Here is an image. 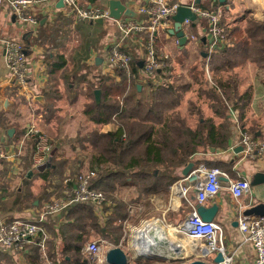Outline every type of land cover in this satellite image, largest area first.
<instances>
[{
	"label": "crops",
	"instance_id": "0c3cea01",
	"mask_svg": "<svg viewBox=\"0 0 264 264\" xmlns=\"http://www.w3.org/2000/svg\"><path fill=\"white\" fill-rule=\"evenodd\" d=\"M108 1L109 0H80V3L87 8L100 7L107 9ZM118 1L125 5L127 9L135 12L138 6L148 4L150 0ZM171 2L189 6L193 0H171ZM57 5L58 1L42 0L33 8L32 12L39 21V27L34 35L27 25L18 22L14 18L7 3L1 2L0 0V40L13 39L22 42L26 46L29 62V80L35 87L32 104L27 102L25 98L16 94L15 86L12 84V78L9 77L7 73L3 52L0 47V146L8 151L10 155H13L9 160L0 162V178H2L0 181V216L8 223L16 220L34 219L35 211L44 203L55 196H59L64 188L72 187L76 177L74 173L81 166L80 161L75 164V160H73L74 156H77L76 154L79 153V149L85 150L89 147L88 145H92L90 139L93 133L106 134L114 130L111 122L102 125L95 124L88 120L83 114L85 108L93 103L89 94L91 89H94L93 91H100L101 100V91L103 92V90L98 88L100 84L97 82L96 77L107 79L106 82L111 84L121 83L123 79L125 80V76L111 69L106 61V50L110 45L119 44L121 50L131 56L133 60L131 67L134 68L132 72L135 76L137 75L138 80H131L129 83H133V86L137 87L139 91L142 90L143 95L147 94L150 86L159 87L164 84L182 87L184 88V93H190L197 84L194 83V75L198 74V79L201 81L202 77L205 79V73L208 74V66L206 64L208 59L206 60V57L203 55L205 54L204 51L207 49L206 23L201 19L197 18L195 22H188L187 25H182L183 35L186 37V43L183 46H179L178 39L168 32L173 28V21H171V19L168 21L166 20V26L160 27L159 30L154 33L155 49L159 56H168V68L166 74L157 73L153 81H147L140 76L143 51L133 37L122 38L112 21H103L101 25L91 22L74 24L71 19L64 14V10L57 7ZM197 5L205 9L211 7L219 9L222 12V24L226 30H231L235 27L244 29L247 20L260 23L264 21V0H216V2L199 0ZM136 19L143 20L144 16L138 15ZM192 24L199 25L197 30L195 27L191 26ZM42 25L45 26L44 29L47 30L48 34L52 35L48 38H43L42 45L39 46L35 44V40L38 37ZM71 29L74 30L72 33H76L79 36L80 43L84 38L88 37L87 34L90 35V32H97L94 35L95 40L98 38L96 34L104 33L99 36L100 40L95 47L91 48L85 56L79 54V64L85 65L86 69H76V71L73 69L75 63L73 60L75 56L74 50L77 49L80 44L74 49H72L73 46L69 45L70 42H68V39ZM28 33H30L29 38L27 36ZM23 37H25L24 40L29 42L28 45L23 41ZM67 42L68 45H66ZM197 55L200 56L201 59H199ZM61 65L62 68H60V70L54 69ZM232 71L239 77V97L245 95L240 101L239 110L233 107H229L228 109L227 116L232 127L227 147L225 149L211 146L203 149L199 148L198 152L195 153L191 159L194 162L196 161L198 165L220 169L225 172L232 181L237 179L248 180L250 191L247 195L241 197L238 202L232 199L228 191V185L223 184L219 194L201 206L205 208H210L212 206L217 207V212L212 222L222 227L226 254L232 256V264H255L254 250L251 245L243 242L242 235L238 231L235 223L237 222L238 209H240V207L245 211L255 205H264V162L254 158H244L242 154H235L234 151L239 147L238 142L242 132H247L255 139L264 141V69H259L255 64L245 60L244 63L233 68ZM203 72L204 75H201ZM74 74L76 76L82 75L81 77L85 78L86 81H77L74 78ZM71 80L76 83L74 89L68 86L67 81L70 82ZM204 81L207 85L206 79ZM36 97H41V102L34 101ZM94 102L96 104L95 98ZM210 104V102H207V104L203 105V108L198 106L194 111L200 110L202 112L204 106H206L205 108L210 113L207 117L203 116V118H211L214 120L215 124L218 125L220 119L214 116ZM183 106L184 104L181 103L177 108L182 109ZM203 114L204 111L202 112V115ZM180 115L182 118L185 117L183 113ZM201 121H203V119H201ZM33 123L51 136L50 141L54 143L58 142L57 145H54L53 150L56 149L54 153L56 155V162L59 164L61 176L64 178L62 180L61 177L54 176L51 180L45 182L55 189L61 187V191L60 193H52L50 190L47 191V189H45L48 193L45 197H47L48 200L43 202L39 198L33 199L38 193L36 190L39 191V184L44 183V180L40 177V173L49 169L52 170L55 166L53 165V168L46 169L43 172H39L37 167L34 166V140L31 138H24L27 127ZM197 123L198 118L196 125ZM83 128L85 129L82 130ZM84 132L89 133L84 136ZM67 143L68 148L69 145L71 147L70 150L66 149ZM60 149L62 150V154L67 157L66 159L73 160L71 163L75 165H73L74 167H71V169L64 168L68 163L60 162L59 158L63 156L59 153ZM183 168L172 170L170 176H177L179 177L178 180L181 179ZM61 182L63 185H60ZM169 188L170 186L168 187V191L145 196V199L153 204L154 209L158 212V216L149 217L139 222L141 224L145 220L159 219V224H155V228L159 229L161 234L172 244L175 251L184 255L182 259L185 260V258H189V260L175 261V259L179 258H161L154 254L151 258L147 259L142 258L136 260L133 258L129 249L132 229L129 230V235L125 229L128 227H137L136 225H131L129 220L132 219V212L135 210L140 211V206L137 205L141 200H136L139 194L137 192V195L134 194L133 190L136 189L133 186L120 188L125 190L121 194L122 198L119 202H122L121 204L126 208L125 211L128 210L126 211L128 215L123 220L116 219L113 220L112 223L110 221L111 217L114 215V209L118 204L115 199H111V201L109 199L107 200V206H105L102 214L99 212L97 213L91 205L82 204L92 210L96 227L101 229L107 228L109 224L111 225L110 230L107 228L110 233H106L105 235L92 231L90 226L85 228L86 231L91 233L88 240L96 238L103 243L101 244V252L104 257L108 250L114 247H120L128 258L129 264H176L179 262L189 263L194 261L196 258H190L188 256L192 253L190 250L192 241H189V239L185 237H176L167 230L168 225H175L181 220L177 217L178 215H176V209H169ZM140 197H143V195ZM27 200H33L31 207L24 204ZM132 200L133 202L135 201L133 205H136V207L130 204L126 207V203H131ZM78 205H73L71 207H76ZM182 205L189 210L185 202H183ZM67 211L46 219L44 225L49 234L50 241L47 243L44 254L38 249V255L40 256L39 264H62L60 261L61 252L65 244L63 238L69 237V231L74 227V219L67 217ZM144 229L145 226H143L140 231ZM74 231L78 232V230ZM62 233L66 237H64ZM66 240L69 243L67 238ZM87 243V240H85L80 249L79 257L85 264H94L83 253V248ZM148 243L147 247L149 245ZM32 247V245L27 247L23 255L0 251V264H30L28 257L31 255ZM74 255L75 253L73 250L68 251L67 255L64 257L65 264H74L72 259L78 258ZM72 256L74 257L72 258ZM215 256L209 257L203 261L207 264H215Z\"/></svg>",
	"mask_w": 264,
	"mask_h": 264
},
{
	"label": "built area",
	"instance_id": "2783aa9c",
	"mask_svg": "<svg viewBox=\"0 0 264 264\" xmlns=\"http://www.w3.org/2000/svg\"><path fill=\"white\" fill-rule=\"evenodd\" d=\"M9 6L14 18L29 27L35 35L39 21L33 14V8L42 0H1ZM59 1V0H55ZM193 0L188 7L198 19L206 23V51L208 55L224 51L228 44L227 31L222 24V12L216 8H201ZM214 1V0H204ZM64 14L74 24L82 22L94 23L96 20L112 21L122 38L133 37L143 51L140 76L147 81H153L157 73H167L168 56L158 55L155 49L154 33L160 27L166 26L173 16L179 3L171 0H150L148 4L140 5L135 9L138 15L144 16L143 20L121 17L111 20L107 9L100 7H85L80 0H61ZM184 21L182 25H187ZM0 47L3 59L16 94L33 103L34 85L29 80V62L25 45L13 39H1ZM106 61L109 67L117 73L124 75L129 81H136L137 75L132 72L133 60L129 54L121 50L119 44H112L106 50ZM25 139L34 140L33 164L39 167L46 163L50 157L53 146L49 137L36 125L31 124L25 132ZM124 138V137H122ZM242 148L240 154L244 158L256 159L264 162V141L255 139L247 132H242L238 142ZM0 146V162L12 158ZM95 172L87 171L75 177L72 187H66L59 196L53 197L44 203L34 213L32 220H16L8 223L0 216V251L23 255L27 247L36 246L41 253H45L49 234L45 229V221L49 217L65 213L71 206L88 204L98 213H103L107 206L105 194L91 187ZM223 184L228 185V191L235 202L247 195L250 184L246 179L230 180L227 174L218 168H207L203 165L193 167L187 176L175 181L169 188V209L178 210L184 201L189 208L186 216L175 225H168L167 230L176 237H185L192 241L191 251L188 255L195 260H205L218 253L222 261L216 264H232L233 258L226 254L223 242L222 227L214 222L203 221L196 211V206L203 205L208 200L217 196ZM194 195V200L189 198ZM240 207V206H239ZM130 209V208H129ZM240 207L238 209L237 228L242 235L243 242L252 246L254 250V263L264 264V217L246 216ZM159 219L143 221L139 227L133 228L130 234L129 249L134 259H147L153 256L147 243L156 237L155 224ZM145 226L143 231L140 229ZM138 234V236H137ZM101 241L88 242L83 253L94 264H105V257L101 252ZM184 255L172 257L182 259ZM128 260V258H127ZM129 264V263H128Z\"/></svg>",
	"mask_w": 264,
	"mask_h": 264
},
{
	"label": "trees",
	"instance_id": "16d2710c",
	"mask_svg": "<svg viewBox=\"0 0 264 264\" xmlns=\"http://www.w3.org/2000/svg\"><path fill=\"white\" fill-rule=\"evenodd\" d=\"M214 1L216 2V0ZM44 27V25L40 27L38 37L35 40V44L39 46L42 45L43 38L52 35H49ZM226 31L229 45L224 51L209 56L204 51L207 55L206 60L208 59L206 64L209 72L213 76L222 71L230 72L233 68L244 63L245 60L263 70L264 21L260 23L247 20L244 29L235 27ZM95 33L87 34L88 37L84 38L74 50L73 60L75 63L73 69L75 71L76 69H86L85 65L79 64V54L85 56L99 42V36L104 34H96L98 38L95 40ZM60 68L62 65L54 69L60 70ZM131 69L134 70L133 67ZM201 75H204V72ZM81 76L74 74L77 81H86ZM198 77V74L194 75L195 81L198 80ZM96 78L100 84L98 88L103 90V92L101 91L100 103L99 105L95 104L94 89H91L89 94L93 103L85 108L83 114L95 124L112 123L114 115H117L116 122H118L115 131L91 135V144L97 151L90 164V170L96 174L91 187L103 193H112L118 187L128 186H133L137 193L143 196L168 191V187L179 177L165 175L161 173L160 168L175 170L183 168L191 162L195 167L198 163L192 161L191 158L198 152L199 148L211 146L225 149L231 136L232 127L227 116L228 109L233 107L239 110L240 101L245 95L239 97L238 80L234 77H228L226 81L215 80L213 87L205 90L200 89L199 95L204 96L211 103V110L214 116L220 119V122L216 125L213 119H204L202 112L198 110L196 111L198 123L194 129H191L179 117L175 121L169 120L167 122L162 117L163 109L177 108L181 100L179 92H184V88L169 84L159 87L150 86L147 94L143 95V91H139L137 87L133 86V83H129L126 77L121 83L114 84L107 83V79ZM67 83L71 89H74L76 83L73 80L67 81ZM114 96H122L123 106L121 109L118 103H107L108 98ZM121 120L123 122H120ZM51 164L55 166L54 169L40 173L44 182L51 180L54 176L61 175L55 154ZM192 195L191 193L190 197ZM79 205L71 207L67 211V217L74 219V227L70 229L69 237L62 233L69 240L68 243L66 238H63L65 244L61 252L60 261L62 264H65L64 257L70 250H73L74 256L78 257L73 258L74 256H72L74 264H85L79 257L80 249L91 234L85 228L90 226L92 231L101 235L110 233L108 231L111 228L110 224L107 226L108 229H99L96 227L92 210L85 205ZM113 214L110 219L111 223L116 219L123 220L127 216L122 204L116 205ZM74 230H78V232ZM32 248L28 261L30 264H39L38 248L36 246Z\"/></svg>",
	"mask_w": 264,
	"mask_h": 264
},
{
	"label": "rangeland",
	"instance_id": "374dc122",
	"mask_svg": "<svg viewBox=\"0 0 264 264\" xmlns=\"http://www.w3.org/2000/svg\"><path fill=\"white\" fill-rule=\"evenodd\" d=\"M191 26L195 27L196 30L199 27V25H193V24ZM73 31L74 30L71 29V32L69 34V39H68V42H70L69 45L70 46H73L72 49H74L75 47H77L80 44V38H79V36L76 33H72ZM68 42H67L66 45H68ZM198 58L201 59L200 56H198ZM228 77H234L235 79L238 80V84H239V77H238V75H235L233 71L232 72L231 71L230 72H218L216 75L213 76V74H211L209 72V70H208V74L205 73V79L207 81V85L208 86L206 85V83L204 81L205 79L203 77L201 78V81L199 79L196 82L194 81V83H197V84H196L194 90H192V92H190V93H184V92L179 93V95H181V98H182L180 100V104L181 103L184 104L183 108L182 109L180 108L181 110L179 108H172V109H165V110L163 109V111H162V117H163L164 121L165 122H167L169 120L175 121L176 118L179 117L180 119L184 120L186 126L194 129L196 127V121H197V113L194 111V109H197L198 106L200 108L201 107L203 108V105L204 104H207V102H209L204 96L199 95L200 89H202V90L209 89L210 87H213L214 86V83L213 82H215V80H217V81L218 80L226 81V79H228ZM191 100H193V101H191ZM107 103L108 104H117L118 103V105H119V107L121 109L122 106H123L122 96L110 97V98H108ZM205 107L206 106H204V109L205 110L203 109V111H204L203 116L204 117H207L210 112L207 111V109ZM178 109H179L180 112L178 111ZM181 113H183V115H185L184 118H182V116L180 115ZM116 117H117V115H114L113 118H112V120H113V122H112L113 127L112 128H114V131L118 127V122H116ZM120 122H123V120H121ZM84 129L85 128H83L82 130H84ZM88 133L89 132H84V136L88 135ZM46 135L50 139L51 136L48 135V134H46ZM57 143L58 142H55L54 143V142L51 141V144L53 145V147H54V145H57ZM88 146L89 147L86 148L85 150L84 149H81V150L79 149V153L76 154L77 156H74V158H73V160H75V164L78 161H80V163H81L80 168L74 173V176L75 175L76 176L79 175L81 172L91 171L90 170V164H91V161H92L91 159H92L93 155H95L97 153V151H96V148L94 146L93 147H92V145H88ZM70 148H71L70 145H69V148H68V143H67L66 149L67 150L68 149L70 150ZM59 153L62 154V150L61 149H60ZM66 158L67 157H65V155L60 156V158H59L60 159V162H65L66 164L68 163L67 165H65L64 168L65 169L66 168L71 169V167H74L73 165H75V164L73 163V165H72L71 162L73 160H69V159H66ZM160 171H161V173H163L165 175L166 174L167 175H171L172 169H166V170H164L163 168H160ZM59 177H61L62 180L64 179L61 175ZM1 180H2V178H0V181ZM39 185H40L38 187L39 188V191L36 190V192H38V193L33 197V199H38L39 198L40 200H42V202L45 201V200L46 201L48 200V198L45 197L48 194L47 193L48 190H50L52 193H60V191H61V187H59L58 189L57 188L55 189V188H53V186H50L49 187L48 184L45 183V182L43 184H39ZM60 185H63L62 182L60 183ZM36 186H37V184H36ZM120 188H122V187L116 188L112 193H104L106 199L107 200L109 199L110 201H111V199H113V200L115 199V201L118 204H121L122 202H119V200L122 198L121 194L124 192L125 189H120ZM45 189H47V191H45ZM133 192H134L135 195H137V193H136L137 190H133ZM140 196H141V194H139V197L136 198L137 201H140L141 200L140 202H138L139 204L137 205V206H140V211L139 210H135L132 213L130 212L131 215H132V219L129 220V223L131 225H134V226L136 225L137 227H139L138 225H140V222H139L140 220L147 219L149 217H157L158 216V214H157L158 212H156V210L154 209L153 204L150 203L149 201H147L145 199V196H143V197H140ZM32 202H33V200H27L26 203H24V204L25 205H28L29 207H31L32 206L31 205ZM131 203L130 202H127L126 205H125V203H124V205L126 207L128 206V204H130L132 206L133 204H135V201L133 202V200H132ZM133 206L136 207V205H133ZM126 211H128V210H126ZM188 211L189 210L187 208L183 207V205H182L177 210L176 215H178L177 217L182 220L186 216V214L188 213ZM127 213L128 212H126V214ZM166 220H167V217H166ZM125 229H126L127 234L129 235L130 234V231L129 230L133 229V227H130V228L128 227V228H125ZM48 241H50V237H49V240ZM93 241H97V239L96 238H93L92 240H87V242H93ZM186 260H189V258H185V260L184 259H175V261H186Z\"/></svg>",
	"mask_w": 264,
	"mask_h": 264
},
{
	"label": "water",
	"instance_id": "95a60500",
	"mask_svg": "<svg viewBox=\"0 0 264 264\" xmlns=\"http://www.w3.org/2000/svg\"><path fill=\"white\" fill-rule=\"evenodd\" d=\"M223 1V0H219ZM196 3H199V0L196 1ZM57 7L62 8L63 4L61 0L58 1ZM108 12H109V18L111 20H119L121 17H128V18H137V13L134 11L127 9L125 5H123L120 1L118 0H109L108 1ZM171 21H173V28L169 30V34L172 36H175L178 39L179 46H183L186 43V37L183 35L182 31V24L184 21H189V22H195L197 20L196 15L190 10L188 6L185 5H180L177 8L176 13L170 17ZM95 24H103V20H96L94 21ZM28 38L30 37V33L27 34ZM25 37H23V41H25V44L28 45L29 42L24 40ZM26 47V46H25ZM204 57H206V54H203ZM139 88V87H138ZM94 98L96 101V104H99L100 101V91L95 90L94 91ZM42 98L41 97H36L34 101H39L41 102ZM56 149H54L46 161L45 164L37 167V170L39 172H43L46 169L53 168L54 166L51 164L52 157L55 153ZM242 151L241 147H237L235 149L234 153L238 154ZM194 167V164L188 163L182 170L181 176L185 177L188 175V173L192 170ZM190 199L193 201L194 200V195L190 197ZM196 211L200 218L205 221V222H212L216 212H217V207L212 206L210 208H205L201 205L196 206ZM246 216H255V217H264V205L259 204L255 205L249 209H246L243 213ZM237 225V222L235 223ZM222 261V255L218 253L215 258H214V263H219ZM105 264H128L127 257L124 253V251L120 247H114L106 252L105 255ZM176 264H207L205 261L201 260H194L189 263H176Z\"/></svg>",
	"mask_w": 264,
	"mask_h": 264
},
{
	"label": "bare ground",
	"instance_id": "6f19581e",
	"mask_svg": "<svg viewBox=\"0 0 264 264\" xmlns=\"http://www.w3.org/2000/svg\"><path fill=\"white\" fill-rule=\"evenodd\" d=\"M154 229L156 232V237L153 240H151L150 243H148L149 251L161 258L180 256L181 254L175 251L172 244L161 234L159 229L157 228Z\"/></svg>",
	"mask_w": 264,
	"mask_h": 264
}]
</instances>
